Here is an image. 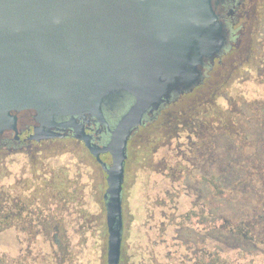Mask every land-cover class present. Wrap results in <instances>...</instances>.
<instances>
[{"label": "flooded vegetation", "instance_id": "flooded-vegetation-1", "mask_svg": "<svg viewBox=\"0 0 264 264\" xmlns=\"http://www.w3.org/2000/svg\"><path fill=\"white\" fill-rule=\"evenodd\" d=\"M216 9L224 41L198 84L130 130L117 207L103 149L131 93L107 97L101 118L14 114L0 132V264H111L112 237L115 264H254L264 254V216L225 201L241 176L221 167L264 131V0ZM262 153L249 166L263 167Z\"/></svg>", "mask_w": 264, "mask_h": 264}, {"label": "water", "instance_id": "water-1", "mask_svg": "<svg viewBox=\"0 0 264 264\" xmlns=\"http://www.w3.org/2000/svg\"><path fill=\"white\" fill-rule=\"evenodd\" d=\"M223 0H0V132L16 113L102 117L120 91L135 104L103 149L115 206L130 130L198 84L224 41ZM111 264H115V238Z\"/></svg>", "mask_w": 264, "mask_h": 264}, {"label": "rangeland", "instance_id": "rangeland-1", "mask_svg": "<svg viewBox=\"0 0 264 264\" xmlns=\"http://www.w3.org/2000/svg\"><path fill=\"white\" fill-rule=\"evenodd\" d=\"M263 126L258 125V128L250 135V143L246 147L241 150L240 155L234 156L232 154V158L235 161H227L229 158L226 157V161L224 162V168L226 169L225 174L228 176H241L234 184L241 186V191L237 193L236 197H227L225 201L230 203L231 205L238 206L242 211L248 208V205H254L257 207V212L262 213L264 216V166L259 168L258 163L256 167L253 168L249 166L247 162L248 156L252 153L255 154H263L262 151L264 149V141L262 142V136L264 135V131H262ZM256 133V134H255ZM255 134V135H254ZM256 138V141L253 139ZM252 142V143H251ZM225 148H227V141H223ZM263 145V146H262ZM235 152L240 150V145L234 143ZM244 160H242V159ZM240 181L238 184L237 182ZM180 204H183L184 198L181 199ZM260 209V210H259ZM184 210H186L184 208ZM240 253H231L227 254L225 257L229 260H233L238 257ZM249 259V256L246 257V260ZM256 261L254 264H264V254H260L256 256Z\"/></svg>", "mask_w": 264, "mask_h": 264}]
</instances>
